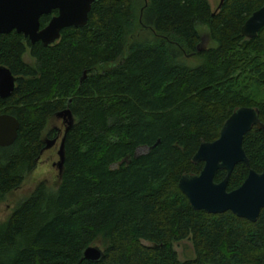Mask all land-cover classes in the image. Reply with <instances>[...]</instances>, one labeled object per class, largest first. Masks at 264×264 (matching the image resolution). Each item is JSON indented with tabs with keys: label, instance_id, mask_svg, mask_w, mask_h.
<instances>
[{
	"label": "trees",
	"instance_id": "1",
	"mask_svg": "<svg viewBox=\"0 0 264 264\" xmlns=\"http://www.w3.org/2000/svg\"><path fill=\"white\" fill-rule=\"evenodd\" d=\"M263 5L98 0L88 24L65 27L54 44L0 33V65L17 78L0 114L20 121L14 143L0 145V201L35 169L49 120L66 108L75 118L59 185L40 182L0 220V264H264V208L256 221L196 210L179 187L200 173L193 156L235 109L256 107L264 122V26L253 38L241 31ZM243 147L249 165L234 167L228 190L264 170V129L247 132ZM185 239L194 255L181 259L175 243ZM97 241L103 257L84 258Z\"/></svg>",
	"mask_w": 264,
	"mask_h": 264
},
{
	"label": "water",
	"instance_id": "2",
	"mask_svg": "<svg viewBox=\"0 0 264 264\" xmlns=\"http://www.w3.org/2000/svg\"><path fill=\"white\" fill-rule=\"evenodd\" d=\"M98 0H0V33L16 30L23 33L32 43L41 41L51 45L61 37L65 27H83L88 24L92 5ZM225 0H220V8ZM54 10L50 21L41 27L40 18ZM264 26V5L254 11L243 24L241 31L248 37L257 36ZM199 48V47H198ZM200 49V48H199ZM86 75V73H85ZM84 75V76H85ZM16 76L12 71L0 65V96H9L16 87ZM63 116L65 131L59 148V161L56 165L62 173L65 161V138L74 124L75 118L71 109L66 108L57 113ZM254 126L264 129L259 110L256 107L244 106L235 109L226 119L220 136L214 141H202L195 155L194 162L203 161L200 173H187L181 176L179 187L186 194L191 206L196 210L210 213L232 211L239 217L256 221L264 208V170L257 172L249 170L244 182L236 189L228 190L227 185L234 167L238 163L249 165V158L243 147V139ZM20 121L10 113L0 114V145L8 146L18 137ZM57 141V138L47 140L45 148ZM226 170V175L220 182L214 177L218 170ZM104 255L100 245H91L84 251L83 257L98 261Z\"/></svg>",
	"mask_w": 264,
	"mask_h": 264
},
{
	"label": "rangeland",
	"instance_id": "3",
	"mask_svg": "<svg viewBox=\"0 0 264 264\" xmlns=\"http://www.w3.org/2000/svg\"><path fill=\"white\" fill-rule=\"evenodd\" d=\"M212 9H216L219 5L220 0H209ZM200 31L204 33L206 37V43L204 47H209L213 44L212 39L209 37V32L206 26L199 25ZM25 60L30 63H34V59L30 56V53L27 52L24 56ZM199 58L196 56L187 57L186 61L189 65H196L199 62ZM60 129L57 143L42 154L38 159L37 165L34 170L25 175L24 181L20 187L10 191L6 197L0 201V220H7L9 215L12 213L16 205L21 202L23 199L28 197L35 187L40 182H45L49 188H56L60 183L61 174L57 165L59 161V148L61 144V139L63 137L65 125L63 116L55 115L52 119L49 120L46 129L44 130L43 138L45 141L55 138L56 135H53L55 128ZM57 134V131H56ZM147 150L146 147H140L137 150V154L143 153ZM55 163V164H54ZM94 245H101L100 241H97ZM175 248L177 249L181 259H185L194 255L193 245L191 240L185 239L175 243Z\"/></svg>",
	"mask_w": 264,
	"mask_h": 264
},
{
	"label": "flooded vegetation",
	"instance_id": "4",
	"mask_svg": "<svg viewBox=\"0 0 264 264\" xmlns=\"http://www.w3.org/2000/svg\"><path fill=\"white\" fill-rule=\"evenodd\" d=\"M57 13H58V10H54L52 13H50V14H51V17H52L53 15L57 14ZM209 37H210V36H209ZM205 43H206V37L203 35L201 45L204 47V44H205ZM64 125H65V124H64ZM55 129H56V131H57V134H53V135H56L55 138H57V140H58L59 133H60V129H58L57 127H56ZM64 131H65V129H64ZM63 136H64V133H63ZM56 143H57V142H55L54 144H52V145L49 146L48 148H45V147H44V149H43V151H42L40 157H41L42 154L45 152V150H47V149H49V148H52ZM40 157H39V158H40ZM54 164H55V163H54ZM55 165H56V164H55Z\"/></svg>",
	"mask_w": 264,
	"mask_h": 264
}]
</instances>
